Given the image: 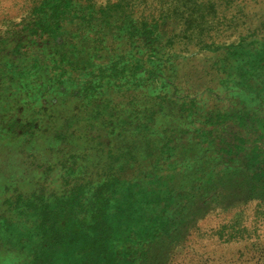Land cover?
Returning a JSON list of instances; mask_svg holds the SVG:
<instances>
[{
    "label": "rangeland",
    "instance_id": "1",
    "mask_svg": "<svg viewBox=\"0 0 264 264\" xmlns=\"http://www.w3.org/2000/svg\"><path fill=\"white\" fill-rule=\"evenodd\" d=\"M38 1L0 0V36L20 29L22 18L34 14ZM117 1L136 23H164L163 35L171 41L170 54L180 68L176 85L196 98L189 107L176 105L161 127L164 133L151 139L156 143L144 162L152 168L153 180L138 184L151 193L161 175L195 171H204L205 180H219L209 213L176 247L172 238L159 243L148 264H264V198L252 197L258 180L264 178V141L255 135L249 138L240 121L233 123L243 106L257 111L264 121V68L243 71L251 89L227 97L221 83L226 78L216 70L227 60L230 44L241 41L247 47L246 42L255 39L256 49L262 46L264 0H74L60 23L51 25V32L33 31L28 47L8 53L1 45L0 264H39L38 250L48 246L37 229L42 195L62 190L67 177L76 183L88 176L100 180L127 168L129 157L121 161V146L108 142L111 122L123 119V111H141L142 105L129 102L143 89L149 102L160 95L156 89L166 93L160 88L168 80L164 66L161 75L146 74L142 79L133 71L144 57L140 53L149 52L145 48L152 39L141 42L137 54L127 38L115 37L114 25L111 28L101 19L90 22L94 14L90 10L101 14L100 8L115 19L112 6ZM148 37L144 34L141 40ZM102 38L109 39L104 50L90 48ZM72 40L81 41L92 53L75 56L66 45ZM158 61L143 67L151 70ZM123 83L124 92L119 91ZM152 87L153 92L145 89ZM128 88L135 93L131 98L125 93ZM213 109L218 111L214 116ZM207 128L216 134L217 151L206 152L201 144L200 135ZM143 155L144 151L137 153L138 158ZM177 177L181 179V173ZM160 196L165 200L166 193ZM52 246L49 243V249ZM169 247L161 257L159 250Z\"/></svg>",
    "mask_w": 264,
    "mask_h": 264
},
{
    "label": "trees",
    "instance_id": "2",
    "mask_svg": "<svg viewBox=\"0 0 264 264\" xmlns=\"http://www.w3.org/2000/svg\"><path fill=\"white\" fill-rule=\"evenodd\" d=\"M73 1L41 0L40 3H35L32 9L34 14L22 18L23 24L20 29L14 30L8 37H5L7 31L0 36V46L4 47H0L1 50H8L10 51L8 53H11L21 47L26 48L31 43L29 37L34 36V32H51L53 30L51 25L60 23L64 15L71 11ZM112 8L116 15L112 18L115 19H109V15L100 8L101 14L96 9L90 10L92 11L90 13H94V16L90 17V22L94 23L101 19V22H106V25L111 28L114 25L115 29L112 31L115 37L122 40L127 38L132 51L134 47H137V54L141 52L144 45L141 42L144 41L146 44L147 39H152V43L145 48L146 51L149 48V52L140 53L144 57H140V62L133 71L139 76L137 78L142 79V76L146 74L161 75L162 66H164L168 69V80L160 88L165 89L166 93H161L154 87L145 88L152 92L156 89L155 92L160 94L149 102V97L143 94V89L130 102L128 98L130 105L135 102L136 106L142 105L141 111L135 114L123 111L121 113L124 116L123 119L111 122L108 142L111 145L121 146V161L129 157L127 168L110 176L102 175L100 180L94 177L90 179L88 176L85 181L76 183L73 177L72 179L67 177L62 190L42 195V208L39 212L40 221L37 229L48 241L46 244L48 246L38 250L39 264L43 262L45 264V260L47 264H148L153 260V249L164 239L172 238L175 242L171 245L176 243L174 247L182 242L183 236L197 225L199 219L209 213L208 208L212 204L213 196L218 192L219 180H205L204 171L202 174L195 171L188 174L179 172L168 176L161 175L151 193L138 184L139 180H153L152 168L144 162L147 151L156 143L151 139L164 133L165 130L161 127L173 114L176 105L189 107L196 103V98L194 94L185 93L178 84L176 85L180 68L173 57L174 54L173 56L170 54V51L174 49L171 41L165 40L163 35L164 23L160 24L159 21L136 23L127 18L130 14L125 8H121L118 1ZM27 21H29L28 25ZM94 27H96L95 24ZM30 28L28 33L23 34ZM103 29L102 26L99 31ZM148 33L151 37L141 40V37ZM254 40L246 42L247 47H243L241 41L226 47L229 49V54L225 57L227 60L222 65L218 63L216 67L218 74L226 78L221 82L222 94L226 95L225 97L236 95L238 90H243L245 87L251 89L247 79L243 78V71L253 67L254 69L264 68V56H260L264 50V43L256 49ZM105 41L109 39H98L95 41V46L90 48L104 50L107 47ZM35 42V40L32 41V43ZM9 44L13 45L8 46ZM66 45L71 50H75V56L92 53L87 51V46L82 45L79 40H72L69 45L67 43ZM80 46L82 50L78 49ZM159 53L164 56L158 57ZM131 56L136 54L131 53ZM136 58L139 60L138 57ZM156 60H159V63L152 64L151 70L143 67L145 66L143 63ZM125 70L123 68L120 72L124 73ZM261 73L264 72L261 71ZM112 76L118 79L115 73ZM61 82H64V79H61ZM123 85L124 83L120 85L119 91L124 92L121 88ZM261 88L263 89L264 86ZM130 90L131 88H128L125 93L131 98L135 93ZM258 97H263L262 93H258ZM111 103L112 100H109L108 106ZM115 112L113 111V115ZM211 112L214 116L218 111L213 109ZM238 121L243 124L249 138L255 135L257 140L264 141V121L257 111L249 106L241 107L234 116L233 123L237 124ZM39 122L35 123V126L38 127ZM203 133L200 137L204 150L209 152L213 148V151H217V139L213 129L207 128ZM139 151H144L142 158L137 156ZM217 159L219 161V158ZM153 169L163 170L158 166ZM180 173L181 179L177 177ZM258 181L255 187L257 191H252V197L264 198V178ZM161 193H166L165 200L161 198ZM22 198L28 199L29 196H22ZM49 243H53L52 249H49ZM169 249L170 247L161 248L160 256L162 257Z\"/></svg>",
    "mask_w": 264,
    "mask_h": 264
}]
</instances>
